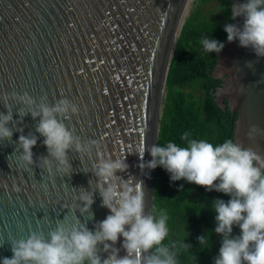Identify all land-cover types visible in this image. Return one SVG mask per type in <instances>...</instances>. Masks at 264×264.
<instances>
[{
	"label": "water",
	"instance_id": "95a60500",
	"mask_svg": "<svg viewBox=\"0 0 264 264\" xmlns=\"http://www.w3.org/2000/svg\"><path fill=\"white\" fill-rule=\"evenodd\" d=\"M230 1L232 8L246 2ZM196 3L0 0V113L12 116V136L0 141V258L11 257V245L33 232L47 239L58 225L98 227L109 212L95 175L98 159H125L128 168L117 176L141 182L145 212L152 214L155 169L139 165L151 159L147 148L157 144L170 63ZM232 19L243 23L242 17ZM216 55L213 76L222 84L215 98L223 107L226 100L237 116L234 142L264 157V57L236 40L226 41ZM24 93L31 104L20 98ZM61 98L78 111L57 118L82 145L81 151H67V173L56 171L36 131L39 116L30 114ZM19 135L36 137L28 168L18 159ZM81 191L92 196L87 210ZM121 240L107 250L98 243L96 255L124 256ZM150 253L141 252V261Z\"/></svg>",
	"mask_w": 264,
	"mask_h": 264
},
{
	"label": "clouds",
	"instance_id": "9594fccd",
	"mask_svg": "<svg viewBox=\"0 0 264 264\" xmlns=\"http://www.w3.org/2000/svg\"><path fill=\"white\" fill-rule=\"evenodd\" d=\"M235 17H242L243 23H226L223 26L226 40H236L240 47L251 48L256 56L264 57V0L234 4L232 18ZM200 43L206 53H219L224 47L223 41L214 38H202ZM19 96L32 103L27 93ZM77 111L75 104L61 98L51 106L41 105L39 112L30 113L33 118L39 116L36 131L43 137L48 156L60 173L69 171V148L81 151L82 145L57 117ZM11 119V113H0V141L12 136L7 127ZM181 140L184 146L172 141L163 146H149L151 159L139 167L151 170L159 166L168 173L170 181L183 179L203 186L206 191L227 195V201L220 198L211 201L215 213L212 231L221 237L213 264H264V157L231 139L213 145L184 133ZM17 143L18 159L28 168L34 162L31 149L36 137L19 135ZM43 164L50 170L47 158ZM127 168L124 158L98 159L95 175L102 206L109 212L95 230L84 226L65 229L58 225L47 239L41 233H30L27 239L11 245V257L0 258V264H84L85 260L88 264H176L169 248L160 246L168 233L166 214L153 216L145 212L141 182L117 176ZM79 200L84 210L93 203L91 194L85 191L79 193ZM233 227L239 229L238 234H233ZM118 237L122 238L121 247L126 254L120 257L113 252L101 260L95 253L97 244L103 243L107 250ZM196 239L202 250L210 247L207 230ZM154 245V251L141 261L140 253H147Z\"/></svg>",
	"mask_w": 264,
	"mask_h": 264
},
{
	"label": "trees",
	"instance_id": "16d2710c",
	"mask_svg": "<svg viewBox=\"0 0 264 264\" xmlns=\"http://www.w3.org/2000/svg\"><path fill=\"white\" fill-rule=\"evenodd\" d=\"M201 1H216V11L208 10L211 16L202 17L193 12L183 24L167 75V93L156 145L163 146L172 141L184 146L185 142L181 140L184 133L191 139L206 140L213 145L226 139L234 142L237 116L232 117L226 100L223 107L215 98V92L222 84L220 77L213 76L217 55L204 52L200 43L202 38L227 41L223 26L234 23L231 1ZM196 2L198 4V0ZM221 6L224 13L220 11ZM213 198L227 201L229 197L215 190L206 191L203 186L183 179L170 181L165 170L159 166L155 168L152 215L166 214L168 233L160 246L169 248L176 264H213L221 240L212 231L215 226V213L211 209ZM205 230L210 234V247L202 250L196 238ZM238 233L239 229L233 227V234Z\"/></svg>",
	"mask_w": 264,
	"mask_h": 264
},
{
	"label": "rangeland",
	"instance_id": "374dc122",
	"mask_svg": "<svg viewBox=\"0 0 264 264\" xmlns=\"http://www.w3.org/2000/svg\"><path fill=\"white\" fill-rule=\"evenodd\" d=\"M197 6H195L196 8L195 11L193 12H196L198 14H200V17L202 16H211V13L210 11L208 10H211L212 12H215V5H216V1H210L209 3H202L201 0L198 1V4L196 3ZM222 13L225 12L224 10V7L221 6V10H220Z\"/></svg>",
	"mask_w": 264,
	"mask_h": 264
}]
</instances>
